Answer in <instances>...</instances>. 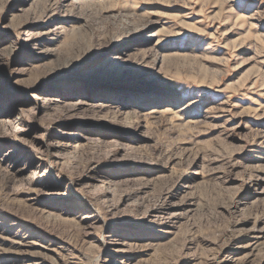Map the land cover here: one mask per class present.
<instances>
[{
  "label": "rangeland",
  "instance_id": "rangeland-1",
  "mask_svg": "<svg viewBox=\"0 0 264 264\" xmlns=\"http://www.w3.org/2000/svg\"><path fill=\"white\" fill-rule=\"evenodd\" d=\"M0 264H264V0H0Z\"/></svg>",
  "mask_w": 264,
  "mask_h": 264
},
{
  "label": "bare ground",
  "instance_id": "bare-ground-1",
  "mask_svg": "<svg viewBox=\"0 0 264 264\" xmlns=\"http://www.w3.org/2000/svg\"><path fill=\"white\" fill-rule=\"evenodd\" d=\"M117 241V240H116ZM116 245V244H115Z\"/></svg>",
  "mask_w": 264,
  "mask_h": 264
}]
</instances>
